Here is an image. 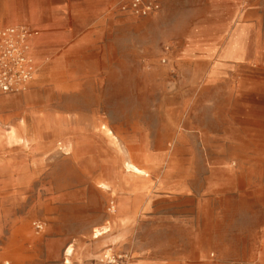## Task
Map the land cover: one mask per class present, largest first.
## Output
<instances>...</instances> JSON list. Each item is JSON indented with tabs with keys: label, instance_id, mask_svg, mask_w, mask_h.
<instances>
[{
	"label": "rangeland",
	"instance_id": "obj_1",
	"mask_svg": "<svg viewBox=\"0 0 264 264\" xmlns=\"http://www.w3.org/2000/svg\"><path fill=\"white\" fill-rule=\"evenodd\" d=\"M132 1L0 0V53L3 31L25 32L28 65L0 91V264H97L107 248L154 259L195 193L221 197L207 224L217 204L227 230L264 227V63L220 81L216 19ZM233 137L255 152L225 153ZM127 158L149 175L121 171Z\"/></svg>",
	"mask_w": 264,
	"mask_h": 264
},
{
	"label": "crops",
	"instance_id": "obj_2",
	"mask_svg": "<svg viewBox=\"0 0 264 264\" xmlns=\"http://www.w3.org/2000/svg\"><path fill=\"white\" fill-rule=\"evenodd\" d=\"M171 1L175 0H163L162 10L165 11ZM177 1L196 4L187 7L205 11L204 19H216L205 41L209 42L210 55L226 66L218 73L220 81L240 64L264 63V0ZM233 138L228 141L225 153L255 152L256 145H242L237 137ZM119 168L127 174L149 175L148 170L141 168L130 158L120 164ZM209 190L212 191V188ZM190 198L187 203L189 214L182 232L155 249L158 254L154 259L142 256L137 259L133 256L130 264H264V227H255L249 238L240 230H227L219 224L221 207L217 204L208 206V211L214 214L207 224L203 219L200 220L201 215L206 213L205 202L219 201L221 197L216 191L210 194L195 193ZM119 206L123 209L121 203ZM111 209H115L113 204ZM108 231L107 225L96 227L95 237ZM69 248L71 246L66 248V255L72 254L67 252ZM134 249L141 254L152 247L139 244Z\"/></svg>",
	"mask_w": 264,
	"mask_h": 264
},
{
	"label": "built area",
	"instance_id": "obj_3",
	"mask_svg": "<svg viewBox=\"0 0 264 264\" xmlns=\"http://www.w3.org/2000/svg\"><path fill=\"white\" fill-rule=\"evenodd\" d=\"M160 1L149 0L145 3L143 0H133L131 2V9L139 14L145 15L148 12L158 9ZM5 32L3 31L2 34L3 46L6 44L8 49H6V52L0 53V91H9L14 88V78L17 77V73H20L22 78L28 77L27 70L24 71V68H22L25 58L22 56V51L16 44L23 45L24 42L22 40L25 41L26 33L9 30V34H6L7 37ZM11 34L12 36H10ZM8 41H11V43L8 44ZM131 259L132 256L128 252L107 248L100 254L97 264H130Z\"/></svg>",
	"mask_w": 264,
	"mask_h": 264
},
{
	"label": "bare ground",
	"instance_id": "obj_4",
	"mask_svg": "<svg viewBox=\"0 0 264 264\" xmlns=\"http://www.w3.org/2000/svg\"><path fill=\"white\" fill-rule=\"evenodd\" d=\"M30 29V28H29ZM35 29V28H34ZM12 31V30H14V29H12V28H8L7 30H6V32H5V35L8 33V31ZM9 34V33H8ZM7 34V35H8ZM6 35V36H7ZM10 36H12V34L10 35ZM8 37V36H7ZM6 37V38H7ZM6 40V39H5ZM23 42H24V40H22ZM9 43H11V41H8V44ZM28 61H30V59L28 60ZM27 67H28V65H27V61L24 59V63L22 64V68H24V71L25 70H27ZM25 74V73H24ZM127 164V163H126ZM132 167V166H131ZM132 169H134L133 167H132ZM129 171V170H128ZM142 172V171H141ZM141 174H143V172L141 173ZM146 174V173H145ZM103 186V185H102ZM112 208V207H111ZM67 252H69V253H72V250L71 249H69V250H67Z\"/></svg>",
	"mask_w": 264,
	"mask_h": 264
}]
</instances>
